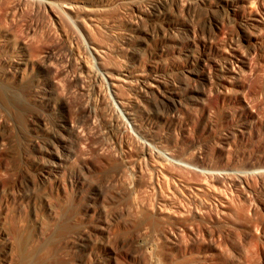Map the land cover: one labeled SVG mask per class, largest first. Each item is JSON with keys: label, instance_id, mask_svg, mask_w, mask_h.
<instances>
[{"label": "rangeland", "instance_id": "rangeland-1", "mask_svg": "<svg viewBox=\"0 0 264 264\" xmlns=\"http://www.w3.org/2000/svg\"><path fill=\"white\" fill-rule=\"evenodd\" d=\"M18 1L16 16L6 28L13 39L29 45L55 46L45 61L47 71L35 67L34 77L47 81L52 95L66 106L65 110L40 107L37 80L12 79L23 69L18 63L21 58L37 59L42 53L0 52V82L16 83L19 101H24L16 105L18 110L4 105L0 112V262L32 264L33 255L31 259L28 255L40 239L39 232L62 228V236L53 239L54 246H62L58 249L61 254L55 247L62 262L78 254L65 241L85 230L84 241H93L97 258L106 261L110 257L108 264H139L144 251L153 253L161 264H264V42H244L239 24L218 9V0L200 2L189 11V0H177L188 4L185 7L176 0H109L97 14L95 26H89V20L82 22L103 48L100 58L88 50L87 36L65 13L31 0ZM259 1L253 9L263 15L264 0ZM128 21L143 24L154 32V39L140 49L130 47L121 39L128 32ZM128 48L139 50L126 52ZM234 50L243 53L247 62L239 78L243 83L240 96L254 115L253 128L248 126L249 120H238L236 105L234 108L225 100L212 105L207 99L214 96L215 87L207 82L206 74L213 76L217 66L227 65ZM84 63L92 67L91 72L79 68ZM125 66L157 74L167 96L162 103L156 95L139 89L120 92L130 99L128 110L134 120L132 124L125 121L121 132V126L118 128L121 134L117 133L118 139L130 142L125 152L130 156L115 147L116 128L111 130L101 122V116L112 123L116 117L109 110L111 92L100 74ZM21 85L26 87L20 89ZM171 92L177 100L174 108L172 103L167 105ZM86 103L96 104L101 121L91 118V124L79 127L83 138L77 140L76 133L56 123L65 118L76 120L77 114L81 117L80 107ZM76 108L81 109L79 113L73 111ZM144 117L154 121L151 134L162 135L159 146L149 143L134 125L142 127ZM141 146L148 148L147 155H140ZM216 147L224 150L216 153ZM192 154L215 171L228 172L226 178L222 181L217 174L211 176L201 169L191 161ZM132 158L137 159L130 165L127 162ZM65 159L69 166L63 171ZM149 174L164 193H172L183 210L197 209L205 222L190 223L189 231L176 230L170 221L121 222L120 230L106 242L95 232L97 212L101 208L108 214L123 211L132 197L153 202L159 187L147 188L142 183ZM201 182L227 200L228 213L215 212L217 199L195 189ZM210 230L216 232L211 235ZM213 241L220 245L218 254L209 247ZM101 244L108 252L101 250Z\"/></svg>", "mask_w": 264, "mask_h": 264}, {"label": "bare ground", "instance_id": "bare-ground-1", "mask_svg": "<svg viewBox=\"0 0 264 264\" xmlns=\"http://www.w3.org/2000/svg\"><path fill=\"white\" fill-rule=\"evenodd\" d=\"M31 1H33L37 4H40L44 7H47L49 9L55 8V9H58L61 12L65 13L67 16H69V18L71 19L72 22H74V23L76 22V24L79 25V27L81 28L83 33L87 36V48H88V50L91 53H95L96 57H100V53H104V50L100 46L98 41L96 40L94 33L91 32L90 30L86 29V27L84 26V24L82 22L84 20H89L90 23L88 22V25L91 27L95 26V24H96L95 22H97V14L100 11L104 10L103 6H106V3H109L108 2L109 0H31ZM181 1L182 0H180V2ZM204 1H206V0H189L188 1L189 5L187 4L188 5L187 6L185 4V6H187V10L189 11L190 9H192V6H194L195 4H198L200 2H204ZM255 1L256 0H218L217 1L218 9L222 13H224V15L226 14V17H227V13H229L234 18V20L237 22V24H239V27L241 28V33H242V34L239 33V35H242L241 36L242 40L246 43L252 42V44H255L253 42H256L259 40L264 42V14L261 15L260 13H258L256 11V9L255 10L253 9V4L255 3ZM176 2L178 3L179 1L176 0ZM180 2L178 3L179 6L185 7ZM18 4H19L18 0H0V52L14 53L15 55L16 54L18 55L19 53H42L38 56L37 59H29L28 60L27 58L24 59V57L21 58L22 62H18V63H21L23 65V69L19 73L15 74V76H14L15 78H12V79L22 81L23 79L27 78V80L30 79L29 82H32L33 79H35V81L37 80V86H36L37 90L36 91H38V93H40V99H39L40 105L39 106L40 107H43V106L48 107V106L52 105L53 107L58 106L59 110H62V109L65 110L66 105H62V102H59L52 95L53 91L50 88L47 81H45L44 79H41L39 75L34 77L33 69L35 67H37L38 70H40V71L41 70L47 71V69L45 68V63H47V62H45V61H46V58L48 57V53H53L52 46H54V45L53 44H52V46L41 45V44L40 45H29L24 40L13 39V36L8 32V30L6 28V24H8L9 21H12L14 19V17L16 16V13H17L16 7ZM178 4H177V6H178ZM98 6H100V7H98ZM54 16L57 17L56 15H54ZM162 16L165 17V14H162ZM227 19H228V17H227ZM135 22H136V20H135ZM142 23H144V21ZM126 30H128V32H126V35L124 34L121 39L124 42L128 43L130 47H131V45L132 46L136 45V47L139 46L138 47L139 49L142 46V44H144V43L147 44V41L154 39V36H155L154 32H151V31L148 32L146 27L145 28L143 27V24L140 26V24L138 25L137 23L135 24L134 22L130 23L128 21ZM162 36L164 37L165 35H162ZM66 47L70 52V50H71L70 46L67 44ZM248 47H249V45H248ZM128 49H130V48H128ZM128 49H126V52L134 53L133 51H136L137 48L136 49L135 48L130 49L131 51ZM139 49H137V50H139ZM237 51L234 50L230 54L229 63L227 65L216 67L213 76L206 74L205 78L207 79V82L210 84H213V86L215 87L214 96L213 97H207V99L210 101V103L212 105L216 104L220 100H222V101L225 100L228 102L229 105H233L234 108L237 107L236 112H237L238 120H249L247 124L249 127H252V124L254 123L252 121L254 115L252 112L246 110V102L244 101L245 99L242 96H240V91H242L243 83L240 82L239 78H240V75L242 74V72L244 71V68H246L247 62H245V60H244V58H245L244 54L240 53V51H238V52ZM243 51L244 50H242L241 52H243ZM97 67H98V64H97ZM104 67H106V65H103V68ZM79 68L81 70H82V68H84L85 69L84 71H86V73H87V71L91 72L92 67H90L86 63H84V64L79 65ZM101 69H102V67H101ZM107 70L104 72H101V74L100 73L99 74L101 76L102 75L105 76V78L103 77V79H106L105 82H107L108 89L110 90L109 92H111L112 101L111 102L109 101V110L112 113V115H114L116 117L114 123H112V121L109 119L103 120L104 118L102 116H101V120H102L101 121L100 117L98 115H97L98 117L96 116V108H97L96 104L86 103L84 105L82 104V107H80L82 109V110L80 109L81 111L78 109V111L81 112V117H79L78 114L76 115L75 113H71V114L76 115V116L74 115L75 118L77 117L76 120L71 119V118L68 120V118H65L66 120H63V121L61 119L59 121L57 120L58 122L56 124L61 128L63 127L69 133L71 132V134H72V132L76 133V136L78 137L77 140H79V136L83 135L82 134L83 131H80L81 129L79 130V127L81 128V126L84 124L82 126V128H83L87 123L90 122L89 124H91L90 120H93L95 118L98 120V118H99V120L101 122H103L105 125H108L111 130H113V128H116V132H115V135H116L115 136V138H116L115 145L116 146L115 147L119 148V150L121 149L122 151H120V152L125 153L127 148H130L128 146L131 144L128 140H126V139L124 140L122 137L120 139H118V136L121 134V133H119L118 130L120 129V132H121V128L123 127L125 121L132 124L134 120H133V114H131L128 110V107L131 105V101H130V99H127L123 95H121L120 92L123 89H134V90L139 89L144 94L156 95L158 97V99L160 100V102H162V103H164V99L167 96H166V93H162V87H163L162 81L160 82L161 79H159L156 76L157 74L151 75L148 72H142L143 70L138 72L137 69L135 70L134 68H128L126 66L122 67V68H117L113 72H110V73H108L109 71L107 72ZM92 71H93V69H92ZM98 71H100L99 68H98ZM77 73L80 74V72H77ZM211 78L212 79L214 78V79L212 80ZM11 81H13V80H11ZM14 84H16V83H14ZM14 84L12 82H10L9 84H3L0 82V112H1V106H3L2 110H4V107H6V106L9 108L8 110H10V108L14 109V110L16 108H17V110L19 109L18 107H16V105L20 102L19 99L21 97L19 98V94L17 92L18 89L16 88L17 85H14ZM29 85H30V83H29ZM31 86H32V84L30 85L29 88H31ZM21 87H22V85L20 86V89H21ZM23 87L25 88L26 86L23 85ZM23 87H22V89H24ZM172 93L173 92H171V94H170L171 100L167 105L172 103L171 108H174L175 105L177 104V100H176V98H173L174 95H172ZM23 102L24 101H22L20 103H22V105H23L24 104ZM4 105H6V106H4ZM235 105H236V107H235ZM20 106H21V104H20ZM73 111L76 112L77 108H76V110L74 109ZM78 111H77V113H79ZM119 112L121 115L119 114ZM11 118H12V116H11ZM91 118H93V119H91ZM96 119L94 121H97ZM74 121L80 125L78 126V124L76 125V123L74 125L73 124ZM97 122H95V123H97ZM153 122L154 121L152 120V118L144 117L141 121L142 127L136 125L135 123H134V125L137 126V130L139 131V133L145 139H147V141L149 143H152V144L159 146L161 144V142L163 141L162 140L163 137H162V135L154 136L151 134L152 132H151L150 126L152 125ZM98 123H100V122H98ZM93 124H92V126H93ZM76 127L78 128V131L76 130L77 129ZM82 130H84V129H82ZM61 136L63 139L64 138L63 135H61ZM82 138H83V136H82ZM80 140H83V139H80ZM225 140L227 141L228 138ZM62 142H64V141H62ZM175 145H176L175 142H171V146H175ZM65 147H64V149H65ZM223 150H224V148H222V147H220V148L216 147L215 151H216V153H221ZM124 153H122V154H124ZM127 153H125V155L127 154V156H128L129 152L127 151ZM158 153L162 156H166V153L164 151H159ZM204 153L207 156L209 155L207 150ZM81 154L82 155L84 154L83 147L81 150ZM147 154H148V148L141 146L140 155L144 156ZM67 155L64 157H67ZM125 155H122V156L124 157ZM126 159H128V158H126ZM133 159L134 158H132V160L130 162L128 161L127 163H130V165H133V163L136 161L137 158H135V160H133ZM191 161L199 163L201 169L206 170L207 173H209L211 176L217 174L215 176L222 179V181H223V179L226 178V175L228 174V172H222V171H218V170L215 171V168H212L213 166L210 167L211 165L209 166V164L206 161H204V160L201 161V159H198L196 154L191 155ZM67 162H68L67 159H65L64 161L62 160V162H61L63 171L67 169V165H68ZM126 166H128V165H126ZM142 180H143L142 183H143L144 187L154 188V187H156V185L159 187V191H157V193L153 199V202L147 203L144 201H138L134 197H132V198L127 199L128 200L127 201L128 206L126 209H124V210L122 209L123 211L117 210V212L114 211L115 213L108 214V213L104 212V210H105L104 208H101L97 212V217L99 218V223L96 225V231L95 232L100 237H102V239H104L106 242H109L110 239L112 240L113 235L118 230H120L119 227H120L121 222H123L122 224H125L128 221H130L131 224L135 223L136 221L143 223L145 221H149L152 219L153 220H159V221H170L174 224V228L176 230L181 227V228H183V231H189V228H190L189 224L190 223H192L194 221H198V222L201 221L202 222L204 220L200 211H198L197 209L187 210V211L183 210L182 207L180 206L179 202L176 201L174 199V197L172 196V193H168V192L164 193L162 191V188L158 185V183L153 181L151 174L146 175ZM237 182H239V181H237ZM195 189L198 192H207L210 197L217 199L218 203L215 205L214 210L218 215H225L226 213H228V210H227L228 202H227V200L224 197H222V195L219 192H217L214 188L212 189L209 184H207L206 182L198 183L195 185ZM127 203H126V205H127ZM133 220H135V221L132 222ZM203 222H205V220ZM47 231H45V232L40 231L39 232L40 234L38 235L37 238L38 239L40 238L41 240L40 239L37 240L35 238L37 243L32 242L33 245L36 243V245L34 246V250H33V247H32V249L30 248L31 250H33L32 254L28 255L29 256L28 258H30V259L32 258L30 255H33V258H32L33 261L31 260L33 262V263L31 262L32 264H95V263H97V264H108L107 261L109 260L110 257L106 261H104L102 258H100V256L97 258L96 254L94 252V249H93V247H94L93 241L92 240H88L87 242L84 241V239L86 240V231L85 230L79 231L77 233V235L74 237V239H71V240L68 239L67 241H65L64 245L69 249L71 248V249L77 250L78 254H76V257L75 258L73 257L72 260H65L62 262L59 254L57 253V252L60 253L61 250L59 251L58 249H60L62 246L61 247L59 246L60 247L59 248V247H57L58 244L55 246L53 244V243H55L54 242L55 240L53 241V239H56L59 234H60V236H62V228H57L51 232H49V231L47 232ZM215 232H216L215 230L209 231V233L211 235H213ZM37 234H38V232H37ZM37 234H36V236H37ZM54 235H57L56 238H54ZM181 240H182V238H181ZM181 242H183V241H181ZM213 242H214V244L213 245H211L212 243L209 244V245H211L209 247H212V249L217 250L220 245L216 244L215 243L216 241H213ZM10 244H12V243H10ZM20 247H22V246L20 245ZM55 247L58 250L57 252H56ZM67 248H65V249H67ZM100 248H101V250H105L108 252V249H106L105 245L101 244ZM10 249H11V247H10ZM19 249H21V248H19ZM27 249H24V250L26 251ZM219 249H220V247H219ZM24 250H23V253H24ZM31 250H29V251H31ZM19 251H21V250H19ZM220 251H219V254L222 252V251L221 252ZM20 253H22V252H20ZM27 253H28V251H27ZM217 254H218V250H217ZM217 256H215V257H217ZM23 261L25 262V260H23ZM214 262H216V261H214ZM0 264H12V262L10 260H6L5 262H0ZM26 264H29V263H26ZM139 264H161V261L158 257L156 258L153 253L144 251V252H142V258L139 260Z\"/></svg>", "mask_w": 264, "mask_h": 264}]
</instances>
